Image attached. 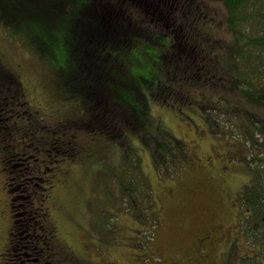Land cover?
Returning <instances> with one entry per match:
<instances>
[{
	"label": "rangeland",
	"instance_id": "obj_1",
	"mask_svg": "<svg viewBox=\"0 0 264 264\" xmlns=\"http://www.w3.org/2000/svg\"><path fill=\"white\" fill-rule=\"evenodd\" d=\"M197 1L201 6L200 14H194L199 27L196 35L202 43L197 65L188 66L183 57L166 59L165 70L181 67L175 69L176 77L159 84L155 72L160 54L170 51L168 38L155 45L132 37L127 45L116 47L112 61L115 81L138 106L142 103L136 101V88L145 92L148 109L143 121L151 125V132L158 129L156 135L167 131L179 137L190 155L158 164L142 141L150 133L135 127L132 116L127 119L118 111L110 118L116 138L98 130L92 114L100 110L94 97L82 102L63 69L42 54L26 32L9 23L7 15L14 6L0 5V264L32 263L33 242L43 248L42 256L47 252L41 235L45 229H23L27 198L19 196V191L24 181L28 188L40 182L53 184V195L43 202L49 206L47 222L57 227L66 251L71 249L91 263L264 264V241L258 232L261 214L254 220L241 198L253 180L264 190V174L255 169L257 165L264 168V150L253 152L257 146L251 147L257 140L264 142V135L257 136L249 119H221V112L230 115L237 106L242 109L246 99L232 79L237 64L231 54L226 9L216 0ZM133 12L130 9L129 17ZM19 13L24 21H33L27 11ZM9 72L15 75L14 81L6 76ZM246 104L252 113L264 116L263 106ZM210 106L219 108L217 115L211 116ZM27 112L32 114L28 122L21 117ZM88 119L93 124L87 128ZM63 124L69 125L58 134L64 140L75 134L79 146L69 158L70 146L65 143L68 152L55 151L62 141L51 132ZM128 146L134 151L123 155ZM136 159L137 174L150 192L144 199L150 204L143 210L130 208L133 201L127 195L114 197L120 175L125 182L136 180L140 200L134 190V202L145 196L132 166ZM96 211L102 214L100 226ZM240 216L243 225L238 223Z\"/></svg>",
	"mask_w": 264,
	"mask_h": 264
},
{
	"label": "trees",
	"instance_id": "obj_2",
	"mask_svg": "<svg viewBox=\"0 0 264 264\" xmlns=\"http://www.w3.org/2000/svg\"><path fill=\"white\" fill-rule=\"evenodd\" d=\"M216 1L221 2L226 9V23L232 35L231 54L237 64V74L232 78L236 82L235 89H240L242 96L246 99L242 109L237 106V109L230 115L227 111L221 112V119L225 122H232L233 119L238 118L244 121L249 119L254 123L256 134L260 137L261 134L264 135V116L252 113L246 102L249 101L252 107L259 104L264 108V0ZM7 2L14 6L10 9L12 13L7 15L9 23H12L15 29H22L20 31L26 32L31 41L40 48L42 54L47 53L51 61L63 69L66 81L75 83L72 90L80 94L82 102L89 96L94 97L95 106L100 111H95L92 115L99 131L107 134L108 137H118L119 135L112 131L113 126L109 120L113 118L115 112L119 111V114H126L127 119L128 115L132 116L135 127L150 133V137L142 141L151 148L150 153L155 164L172 162L175 157L181 155L190 157L184 142L179 137L167 131L164 135H156L158 129L151 132V125L148 126L146 121H143V116L148 109V103L144 101L147 99L145 92L141 88H136V101L139 100L142 103V106H138L133 98L121 90L119 82L117 84L115 81L116 64L114 65L112 61L116 55V47L127 45L132 37L155 45L168 38L167 42L171 40L170 51L160 54L155 72L156 78L160 80L159 84L164 85L168 79L176 77L175 69L181 67L173 66L165 70L166 59L183 57L188 66L197 65L195 60L199 57L202 43L196 35L199 27L197 28V19L194 18V14H200L197 10L201 6L200 2L197 0H111V4L110 2L107 4L105 0H0V5ZM130 9L134 10L132 17H129ZM21 10L27 11L33 21H24V15L21 20L19 17ZM117 58L120 63L123 62L122 54L118 53ZM109 61L111 63L107 64ZM193 75L196 76V72H193ZM222 79L225 78L222 77ZM232 79L229 80L232 81ZM231 88H234V85ZM157 93L161 94V92ZM152 94L154 95L155 92ZM208 109L211 116L217 115V110H219L214 106ZM21 117L26 118L25 121L28 122L32 114L27 112V115ZM90 119L86 121L87 128L93 124ZM100 120L102 124H99ZM213 121L217 122L216 119ZM65 125L69 124L55 127L51 132L57 133L62 141L55 151L68 152V149L64 147L65 143L70 146L69 150L72 154L66 155L69 158L75 154L76 147L79 146L74 142L75 134L74 138L66 136L68 139L65 137V140L64 135L58 134L59 132L63 134ZM37 128L36 126L35 131ZM263 144L262 141H255L251 147L256 145L257 148L253 152L264 150ZM128 147L130 148L124 154L122 152L123 155L130 156V153L134 151L133 146ZM132 166L136 167L137 181L145 192V196L137 202L136 180L133 178L125 182V176L120 175L117 178L120 187L114 197L121 199L123 195H127L133 201L130 208L136 207V210H143L146 209L145 205L150 204V201L144 202L146 201L144 199L150 197V192L146 189L147 185L143 177L137 174L138 159ZM255 169L257 173L264 174V168L261 165H257ZM256 181L253 180L246 184L241 198L254 220L261 214L262 220L258 219V224L262 229L258 232L264 241V190L257 187ZM23 184L25 181L21 184L22 186L17 184L16 187L21 186L23 189L19 191V196L27 198L25 199V210L22 213L24 221L22 225L23 229L29 232V230H34L35 226L39 229L42 225L44 226L43 219L46 211L43 202L46 201L47 185L40 182L28 188ZM11 189L17 188L11 187ZM134 190H136V202L132 194ZM7 192H9L8 189ZM138 205H144V207ZM96 214L99 220H96V225L100 226V215L102 214L99 211H96ZM242 221L240 216L239 225L243 223Z\"/></svg>",
	"mask_w": 264,
	"mask_h": 264
},
{
	"label": "flooded vegetation",
	"instance_id": "obj_3",
	"mask_svg": "<svg viewBox=\"0 0 264 264\" xmlns=\"http://www.w3.org/2000/svg\"><path fill=\"white\" fill-rule=\"evenodd\" d=\"M6 76L9 77V79L11 81H14L13 79H14L15 75L13 77L11 75V73L9 72V73H7ZM16 84L18 86V82ZM17 89H18V87H17ZM21 94H22V92H21ZM12 115H13V117H16L18 114H16V115L12 114ZM8 117H6V120L8 119ZM53 190H54L53 184H48L47 190H46V200L49 198L50 194L53 195ZM47 205L45 203L44 209L46 211V215L43 219L44 220V226L42 225L40 230L45 229V231L41 232V235L44 238V244H47L49 247L44 246V247H46L45 249L47 250V252H45L46 253L45 256L44 255L42 256V254L44 253L43 248L42 247L40 248L38 246V244L33 242V245L31 248L32 251H31V253H29V255L32 256L30 258V260H32V263H29V264H95V263H91L86 258L83 259L81 256H79L76 252H74L71 249L70 250L67 249V251L65 250V247L61 244L62 242L59 240L57 227L54 225H50L47 222L49 220V212H48L49 206H47ZM15 250H17V249H15ZM2 251H3L2 254H4L6 251V248H3ZM62 252H64V253H62ZM102 263L110 264L107 261L102 262ZM215 264H219V263H215ZM220 264H227V262L226 263H220Z\"/></svg>",
	"mask_w": 264,
	"mask_h": 264
}]
</instances>
